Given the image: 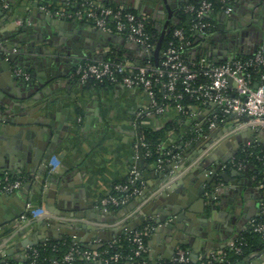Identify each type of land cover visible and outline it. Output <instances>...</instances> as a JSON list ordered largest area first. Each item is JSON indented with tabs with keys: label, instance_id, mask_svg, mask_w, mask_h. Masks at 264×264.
<instances>
[{
	"label": "crops",
	"instance_id": "obj_1",
	"mask_svg": "<svg viewBox=\"0 0 264 264\" xmlns=\"http://www.w3.org/2000/svg\"><path fill=\"white\" fill-rule=\"evenodd\" d=\"M68 1L70 0H9V9L0 16V38L3 40L10 36L18 38L30 30L34 31L35 36L43 38L42 42L36 44L31 54L23 50L19 52V49L28 43L25 38L14 49V54L24 59L19 61L27 64L26 67L18 68L28 70L33 77L30 81H25L12 73L17 79L15 81L10 73L7 74L8 84L6 90H0V101L22 102V105L14 110L19 116L35 110L39 122L50 123V125L41 123L34 133L28 132L23 125H9L12 132L3 137L0 135V158L6 160V163H11L13 170L1 168L11 174L25 176L18 173L19 169L23 168L21 156H31L33 149L36 150L44 143L46 132L42 130L48 127L52 132L51 136L56 138L54 146L56 162L51 161L54 168L49 173L45 174L44 171V174H35L37 177L32 180L30 188L24 189L27 192L26 196H29L28 203L31 202L36 207L45 206V198L40 188L44 185L43 177L56 175L57 181L52 183L56 188L53 187L52 191L57 195L61 194L59 193L61 186L63 193L61 200L59 199L61 202L57 199L52 206L60 214H64L66 207H72L71 211L66 212L74 215L72 218L67 216L58 218L70 224L83 223L97 227L102 232L100 237L109 239L114 235L118 236V231L129 229L138 221L139 215L144 216V222L150 221L159 209L152 206L153 198L167 185L174 184L175 188H178L174 191L176 195L187 191L197 195L199 176L191 175L190 172L202 155L217 147L227 137L220 138L221 136H216L212 132L208 137H200L192 145H178V157L172 159L161 171H157L155 164L145 158L143 167L137 164L139 158L136 144L140 126L147 123L156 128L163 127L167 122L177 119L179 112L174 107H167L162 114H145L151 101L145 91L120 84L82 85L74 76V68L83 60H104L110 53L119 55L120 60L137 65L150 63L149 60L153 59L152 64L158 66L159 61L156 65L155 58L142 46L126 39L122 40L117 33L114 34L118 37L112 38L89 30L86 27L91 25L86 22H79L78 27H63L46 19V11L41 8L42 5L48 3L54 5L53 7H60ZM100 1L111 5H125L142 13L154 22L157 21L155 22L157 28L159 22L163 20L164 13L161 7L163 5L165 7V4L162 0ZM167 1L174 7L176 3L185 6L190 0ZM253 1L235 0L234 11L231 14L233 20H225V23L224 12L212 13L210 17L214 28L210 35L202 37L200 42L191 48L192 56L205 55L216 61L227 56L229 58L247 56L260 45H264V2L260 0L258 7H255ZM161 4L163 5L160 6ZM154 5L158 8L155 9ZM53 17L63 19L55 15ZM65 20L73 21L66 18ZM35 77L40 81L35 80ZM33 81L35 85H31ZM29 93L31 96L24 102L17 97L18 94L24 96ZM212 110L213 107L210 106L195 107V115L181 122L179 131H174L170 135L171 142H174L180 133H191L194 123ZM27 118L32 116L26 114L24 120H28ZM255 138L264 143V135H246L241 138V147L245 143H251ZM209 140L217 141L216 145L211 147ZM232 142L224 144L220 157L231 159L234 157L237 147ZM200 151L203 153L198 156ZM175 161L176 165H173ZM133 168L140 171L145 182L143 194L136 196L118 210H106L99 206L100 200L112 192L115 184L126 180ZM233 168L235 167L229 166L223 170L229 171ZM245 171L252 175V168ZM240 181L244 187L242 195H235L231 190L223 191L215 202V209L207 206L208 200L204 203L198 200L199 212L192 213L196 220H193V224L190 221L185 222L184 228L187 230L184 229L182 232L190 244L179 243L177 249L185 247L193 260L196 258L200 261L210 250L227 246L232 237L240 233L242 225L257 214L259 199V191L254 183L250 186L246 184L249 178L242 176ZM4 194H0V198ZM21 205V199L3 198L0 200V215ZM125 209L128 210L126 213ZM76 214L83 215L76 217ZM34 220L21 219L17 225L20 229L16 228L14 232L10 230L3 234L4 237L0 235L3 237L0 239V261L25 260L27 252L23 253L18 244L30 234L39 241L50 235L46 242L74 237L63 234L67 233L66 227L57 228L55 233L46 227L34 230L36 226ZM76 231L84 234V237L94 235L90 230L86 231L83 228H76ZM77 239L81 240L80 237ZM94 240L101 241V238ZM172 243L173 238L169 233H156L154 229L148 239L149 255L152 259H164L163 257L171 252ZM263 259L259 253L251 254L236 264H260Z\"/></svg>",
	"mask_w": 264,
	"mask_h": 264
},
{
	"label": "built area",
	"instance_id": "obj_2",
	"mask_svg": "<svg viewBox=\"0 0 264 264\" xmlns=\"http://www.w3.org/2000/svg\"><path fill=\"white\" fill-rule=\"evenodd\" d=\"M234 1L198 0L195 3H187L183 7V12L191 16L190 31L198 34L201 38L210 35L214 23L204 20V18H210V15L215 12L218 2L221 4L219 11L231 15L234 11ZM9 7L8 0H1L0 12L6 11ZM41 8L57 17L86 22L99 30L122 35L126 40L142 46L150 56H153L150 52L156 47L155 35L147 30L145 21L147 16L135 12L125 5L114 6L100 0H70L60 7L42 5ZM190 45L191 41L184 28L177 27L173 30L171 40L165 49L160 52L158 66L151 63L137 65L124 60H83L76 64L74 76L82 85L108 82L145 91L151 99L145 114H162L167 107H174L179 113H182L185 109L182 103L185 94L199 101L202 106L213 107V110L205 117L194 123L191 132L194 138L182 142L183 146L192 145L200 137H208L215 129L226 127L228 124L233 125V130L220 138L246 131L248 128L264 130V45H260L250 55L236 56L221 62L213 61L205 55H201L199 58H188L184 47ZM13 74L25 81H30L33 77L31 72L18 67L14 69ZM256 84L258 87H255ZM159 92L163 93L162 103H159ZM164 99L168 102L165 103ZM172 101L175 103L174 105L170 103ZM194 109V106L191 107L189 117L195 115ZM209 130L211 132L207 133ZM173 132L174 130H171L169 136ZM139 141L136 144L138 158L140 154L144 158L150 156V151H146V153L143 151L147 144L141 133ZM216 143L217 141L211 142V147ZM256 143L261 144L262 142L255 138L251 143L243 145L238 152ZM177 147L172 146L171 149L165 150L166 146H161L159 150L163 155L172 154V159H174L179 154ZM236 156L230 159L224 167L231 165L239 171L247 170L248 159L236 160ZM172 159L159 158L156 170H163ZM256 159L262 165L259 171H252V179L259 191L258 212L243 225L237 237L230 240L227 246L221 249L210 250L200 261H194L190 253L182 248H178L169 259L180 264H219L228 260L230 251L242 254L243 245L246 243L240 235L244 231L258 234L264 239V152L258 153ZM47 167L51 171L54 165L49 161ZM8 175L9 172L0 167V194L16 192L29 180L22 175H17L18 177L15 179L9 178ZM140 179H142L140 171L133 168L127 180L115 184L112 192L100 200L99 206L106 210L126 206L132 198L143 194L144 180L141 181V187L135 186ZM25 212L19 220L47 216L46 210L34 206L31 202L27 204ZM147 222L150 223L142 225L143 222L142 226L132 230L125 229L121 233L128 234V240L134 244V256L142 257V264H149L148 258L151 257L145 237H150L156 227L152 221ZM118 236L95 249L83 246L81 241L74 236L73 243L65 253L60 258L50 259V262L51 264H77L78 262L128 264L119 252H110L108 248H103L105 244L109 243H111L110 246H113ZM93 242L101 243L99 240ZM31 251L34 259L29 264H38L39 252L35 246L28 248L25 260L17 263L0 261V264H24L31 257ZM257 253L264 257V246L252 254ZM160 261L158 260V264H163ZM260 264H264V259Z\"/></svg>",
	"mask_w": 264,
	"mask_h": 264
},
{
	"label": "water",
	"instance_id": "obj_3",
	"mask_svg": "<svg viewBox=\"0 0 264 264\" xmlns=\"http://www.w3.org/2000/svg\"><path fill=\"white\" fill-rule=\"evenodd\" d=\"M164 2L165 4H169L167 0H164ZM179 7L180 5L176 3L173 7L174 10H172L170 7L168 8L169 14L165 21L164 26L160 29L161 35L159 37L158 43L156 44L155 49L150 52L155 58L156 65H158L161 47H162V41L166 34L169 23L178 22L179 20L177 13L175 11ZM3 14L4 12H0V16H2ZM46 15H47L46 19L49 20V22L52 21L53 23H57L58 25L63 26V27L64 26H68V27L69 26H74V27L79 26V21L56 19L55 17H53V14L49 12H46ZM224 18L225 19L223 20V22L225 23V20H229V21L233 20V15H227L224 13ZM86 28H88L89 30H95L98 34H101L103 36H108L112 38L118 37V35L114 33L99 30L92 26L86 27ZM35 35L36 34H34V31L30 30L29 33L25 32L24 35L19 36L18 38H16L15 36L5 37L6 40H3L2 38H0V90H6L5 88L8 84L7 74L10 73L13 76L12 73H13L14 68L26 67L27 65L26 63L19 61V60H24V59L14 54V49H16L17 45L21 41H24V38H25V40L28 41V43L27 45L22 46L19 49V52L23 50L25 53L31 54L35 50L36 44L43 41V38L37 37ZM120 38L122 40L125 39L122 35H120ZM30 57L32 58L35 56H30ZM233 57H236V56H233ZM228 58L229 56L221 60L220 59L216 60V62L225 61V60H228ZM13 78L15 81H17V79L14 76ZM35 80L40 81L39 78L37 77H35ZM31 85H35V82L33 81ZM255 87H258V85L256 84ZM30 96H31L30 93L24 96L20 94L17 95V97L19 99H22L23 102L27 100ZM21 103L22 102L18 103L12 100L0 101V135L2 137L3 135H8L9 132L10 133L12 132V129L9 126L11 124H19V125L26 126L27 131L30 133H34L35 131H37L38 129L36 127H38V125L40 126L41 123L50 125L49 122L47 123H44L43 121L39 122L37 118V113L35 112V110L34 111L32 110L30 113L27 112L25 114H20L19 116L17 112H15L14 110H16V107L21 106L22 105ZM26 114H30L32 118H27L28 120H24V117ZM231 130H233V125L228 124L226 127L215 129L214 133L216 136L218 135L223 136L225 133ZM42 131L46 132V138L44 140V143L42 145H39V147L36 150L33 149V153H31V156L29 157H26L25 155L21 156L22 157L21 163L23 165V168L19 169L18 173H21V174L23 173L25 177L28 178L30 181L25 183L18 191L12 194L10 193L4 194L0 198V200H2L3 198H8L9 200L21 199V202H22L21 206L11 211H8L9 214L5 213V214L0 215V235L1 234L5 235L10 230L14 232L18 228L20 229V227H18L17 225L20 223L19 219L22 216V214L26 211L27 204L29 201V196H26L27 192L24 189L30 188V186L33 183L32 180L36 176L35 174H44V171L46 172L47 161L56 162L57 157L54 152L56 138L55 137L53 138V136H51L52 132L51 130H49L48 127H46V130L43 129ZM210 132L211 130H209V132L207 133H210ZM137 133H138V141H139L140 131L138 130ZM252 134L254 135L259 134V136L264 135V130H257L256 128H248L246 131L232 134L231 136L222 140V142L218 144L217 147L215 148L213 147L212 149H210L208 153L202 155L199 162L194 166L193 170L190 172L191 175L197 174L199 176V182H198L199 190H198L197 195H194L189 191L176 195V193L174 194V191L178 188H175L174 184H172L173 186L167 185L166 187L163 188V190H161L159 193L155 195V197L153 198L152 206L159 207V209L155 214H153V218L150 221H152L156 225V228H155L156 233H166L167 232L173 238L171 252L165 255L163 257L164 259H169L176 252L177 245L179 243H182L184 245L190 244V242L187 241L186 238H184L185 234H183L182 232L187 230L184 228L185 222L190 221L191 224H193L194 222L193 220H196V216L192 213L199 212L198 207L200 203H198L199 202L198 200L203 201V203L208 200L207 206L210 209L212 208L215 209L216 208L215 202L223 191L231 190L235 195H242L244 187L240 179L242 178V176H246L247 178L250 179V176H251L250 173L247 172L244 174L242 171H239L236 168H233L232 170H229V171L223 170L224 165L230 161L231 157L223 158V157H220V154L222 153L224 144L226 143L229 144L231 143V141H233L232 143L236 144V147H237L235 149L234 156L237 155L239 149L241 148L242 136L252 135ZM209 142L211 143L212 141L209 140ZM202 153L203 152L200 151L198 156H200ZM137 164L141 165L142 167L144 166V157L142 154H140ZM173 165H176V161L173 163ZM0 167H3L4 169L8 171L13 170L12 164L9 162L6 163V160L3 161L1 158H0ZM49 176L46 177L44 175L43 180H42L44 185H41L40 187L42 189L46 205L43 207H39V208L46 210L47 216H43V217H40L34 220L36 221V226L34 227V230L41 229L42 227H46L48 230L54 231L55 233L57 231V228L66 227L67 233H63L64 235L67 234V235H73L76 237H80L81 239L80 241L83 244V246L88 247V248H93V249L102 247L105 242L112 240L116 236L114 235V237L109 238V239L102 238L100 237V235H102L101 234L102 232H100L99 228L97 227L87 226L86 224H83V223L70 224L66 220L58 218V216L59 217L67 216V217L72 218L74 217V215H71L70 213H68L69 210L71 211L72 207H66V209L64 210L68 212L65 211L64 214H60L59 212L55 211L54 206H52V203L56 201L57 199L58 201L59 199L61 200L63 190H62V187L61 186L59 187V184H58L57 188L58 187L60 188L59 193L61 194L57 195L54 191H52L53 187L56 188V185L53 186L52 183H55L57 179L55 178L56 175L52 174L50 177ZM250 184L251 182L249 180L248 185L250 186ZM22 193H24L25 196H23ZM127 211L128 210L125 209V213ZM82 215L83 214H76L75 216L77 217V216H82ZM138 217H139L138 221L133 223L131 227L129 226L130 230L137 228L145 221L144 216L139 215ZM76 228H83V230H86V231L90 230L91 232L94 233V235L91 237H84V234H81L78 231H76ZM69 231H73V232H69ZM118 232L119 234L122 233L121 230ZM3 237H0V239H3ZM235 237H237V234L233 236L232 239H234ZM34 238H35L34 235L30 234L28 237L21 240V242L18 244V246L21 248L23 253L27 252L29 247L36 246L40 242L45 243L47 239L50 238V235L46 236L40 241ZM96 238H101L100 244H96L93 242V239H96ZM223 247L224 246H222V248ZM5 261H8V260H5ZM21 261L23 260H19V262ZM154 261L157 263L158 262L157 258L156 259L154 258ZM194 261H197V259L195 258Z\"/></svg>",
	"mask_w": 264,
	"mask_h": 264
},
{
	"label": "trees",
	"instance_id": "obj_4",
	"mask_svg": "<svg viewBox=\"0 0 264 264\" xmlns=\"http://www.w3.org/2000/svg\"><path fill=\"white\" fill-rule=\"evenodd\" d=\"M197 1L198 0H190L188 3H195ZM0 3H1V0H0ZM45 4L49 7L54 6V5H51L48 3H45ZM220 5H221L220 2H218L216 4L215 13H217L219 11ZM114 6H116V5H114ZM177 16L179 18L178 22H174V23L171 22V24L169 23V25H168L166 34H165L163 41H162L161 50H164L165 47L167 46V44L169 43V41L171 40L173 30L177 27H182V28H184L188 39L191 41L190 46L184 47V50L186 51V56L188 58H196V57L199 58L201 55L193 57L191 54V48L194 47L201 40V37H199L198 34H195V33L190 31L191 16L189 14L183 12V10H180L178 12ZM204 20H208V21H211L213 23V20L211 19V17L210 18H204ZM145 21H146L147 30L155 35L154 43L157 44L159 37L161 35V31L155 25L156 21L154 22V20H152L150 17H147ZM118 56L119 55H117L115 53H110L106 59L120 60ZM149 61L152 64L153 59H150ZM148 63H146V64H148ZM95 84L96 85H109L108 82L95 83ZM90 85H93V83H91ZM158 97H159V103H162L163 102V93L159 92ZM164 102L166 103L168 101L164 99ZM170 103L172 105L175 104L173 101ZM182 103L185 106L184 112L179 113L177 119H174V120H171L170 122H167L165 126L156 128V127H153L152 125L147 124V123H144L142 126H140V133L144 137V141L147 144V146L144 147L143 151L145 153H146V151L151 152V155L147 156L145 159L148 162L155 164V166H156V163H157L159 158H163L165 160L172 159V154L163 155L162 152L159 150V147L166 146L165 150H168V149H171L172 146H178L182 142H184L188 139L194 138V135H192L191 133L188 132V133H182V134L180 133V135L176 138V140L174 142H171V140H170L171 137L169 136V132L171 130H174L177 132L179 131V129L181 127L180 126L181 122L183 123L184 121H186L188 119L189 113L191 111V107H193V106L194 107H202V105L199 101H197L194 98H191L188 94H185V96L182 100ZM175 149H176V147L173 148V152L175 151ZM262 152H264V144L256 143L254 145L246 147L244 150L241 149L240 152H238V154L236 156V160H240V159H244V158L248 159L247 169L252 168V170H254V172H257L262 168V165H261V162H259L256 159V155L258 153H262ZM251 153H253V155H250ZM47 173H49V168H47V170H46V174ZM8 176H9V178H13V179L18 177L17 175H14L11 173H9ZM126 180L121 181V182H125ZM142 180L143 179H140L135 186L141 187V181ZM133 199L134 198H132V200ZM121 208H123V207L110 208V209L118 210ZM147 223H150V222H144L142 225L147 224ZM127 236H128V234L123 233L117 237L116 241L113 243V246H110L111 243H109V244H105L103 248H108L110 250V252H119L128 264H142L143 258L142 257L137 258L134 256V244H132L128 240ZM240 236L244 238L243 240H245V243H246L243 245L242 254H235L232 251H230L229 255H228V260L225 262L219 263V264H236L240 261H243L248 256H250L253 252L260 250L264 246V239L258 234H255V233H252L249 231H244ZM148 239H149V236H146L145 237L146 243H148ZM72 243H73L72 239L70 237H68V238H65V239L60 240V241H48V242L36 245L35 249H37L39 252L38 257H37L38 264H51L50 259L60 258ZM182 249L186 250L185 247H182ZM30 254H31V257L29 259H27L24 264H29L30 261L32 259H34V255H33L32 251ZM130 258H132V259H130ZM148 261H149V264H158L159 263V262L156 263L154 261V259H152L151 257L148 258ZM10 262L11 263H17V262L11 261V260H10ZM160 262L163 264H180V263L175 262L171 259H163ZM77 264H84V263L78 262Z\"/></svg>",
	"mask_w": 264,
	"mask_h": 264
},
{
	"label": "flooded vegetation",
	"instance_id": "obj_5",
	"mask_svg": "<svg viewBox=\"0 0 264 264\" xmlns=\"http://www.w3.org/2000/svg\"><path fill=\"white\" fill-rule=\"evenodd\" d=\"M264 1V0H263ZM254 3V6L255 7H258V4L260 3V0H254L253 1ZM162 3L163 4H165V2H164V0H162ZM163 4H161L160 6H162ZM171 8L172 10H174V8H173V6L169 3V4H165V7H164V5L161 7L162 8V12L164 13L163 15H162V21H160L159 22V24H158V26L160 27V28H162L163 26H164V24H165V21H166V19H167V17H168V14H169V10H168V8ZM183 7H184V5L182 4V5H180V7L178 8V9H176L175 11H176V13H178L180 10H183ZM129 8V7H128ZM154 8L156 9V8H158V6H156V5H154ZM160 8V7H159ZM131 9V8H130ZM157 22V21H156ZM170 24H171V22H170ZM158 27V28H159ZM159 28V29H160ZM243 172V171H242ZM248 171H245V173H247ZM251 175V174H250ZM250 182L251 183H254V181H253V179H252V175L250 176ZM248 183H249V181L248 182H246V184L248 185ZM254 185H255V183H254ZM249 186V185H248Z\"/></svg>",
	"mask_w": 264,
	"mask_h": 264
}]
</instances>
